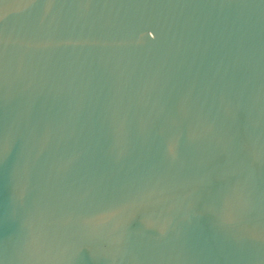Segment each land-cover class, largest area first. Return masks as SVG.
I'll use <instances>...</instances> for the list:
<instances>
[{"label": "water", "instance_id": "water-1", "mask_svg": "<svg viewBox=\"0 0 264 264\" xmlns=\"http://www.w3.org/2000/svg\"><path fill=\"white\" fill-rule=\"evenodd\" d=\"M0 264H264V0H0Z\"/></svg>", "mask_w": 264, "mask_h": 264}]
</instances>
